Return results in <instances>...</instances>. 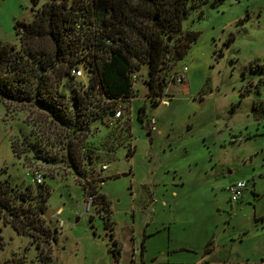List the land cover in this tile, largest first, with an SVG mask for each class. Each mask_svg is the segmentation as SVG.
<instances>
[{
    "label": "rangeland",
    "instance_id": "obj_1",
    "mask_svg": "<svg viewBox=\"0 0 264 264\" xmlns=\"http://www.w3.org/2000/svg\"><path fill=\"white\" fill-rule=\"evenodd\" d=\"M32 15L31 0H0V41L19 49L14 23L30 22ZM183 29L200 32L177 64L179 75L187 67L183 82L171 81L162 103L152 106L145 101L144 77L137 79L128 114L135 152L118 150L115 161L104 163L108 170L100 171L116 237L128 255L133 242L137 260L144 244L145 260L155 257L156 264L168 258L170 264H260L264 120L255 119L253 104L264 102V0H226L194 10ZM79 79L85 82L83 75ZM246 89L251 91L243 94ZM107 131L92 126L90 138ZM66 133L46 111L0 99V181L23 189L47 185L41 219L56 235L33 231L37 248L0 210V264H113L99 205L87 209L81 182L65 162L41 158L64 155ZM23 139L41 149L27 148ZM238 181L246 188L232 202L227 188Z\"/></svg>",
    "mask_w": 264,
    "mask_h": 264
},
{
    "label": "trees",
    "instance_id": "obj_2",
    "mask_svg": "<svg viewBox=\"0 0 264 264\" xmlns=\"http://www.w3.org/2000/svg\"><path fill=\"white\" fill-rule=\"evenodd\" d=\"M225 1L31 0L33 19L14 23L19 49L0 41V99L46 111L66 129L64 155L45 153L41 158L49 164L65 162L86 197H92L90 205H99L115 264L121 247L113 233L110 201L101 190L100 167L115 161L120 149L126 156L135 152L128 115L137 94L135 82L143 76L145 101L160 105L179 75L178 62L200 35L184 30L183 21L194 10L215 9ZM74 69L82 71L85 82L72 75ZM118 109L121 116L111 117ZM144 110L145 106L138 109L139 118ZM253 116L264 119V102L253 104ZM95 125L108 131L93 141L90 132ZM26 140L27 148L41 149L39 143ZM12 143L18 154L16 142ZM49 195L47 185L23 189L12 187L8 179L0 181V210L10 217L12 228L31 237L37 248L33 231L56 240L41 219Z\"/></svg>",
    "mask_w": 264,
    "mask_h": 264
},
{
    "label": "built area",
    "instance_id": "obj_3",
    "mask_svg": "<svg viewBox=\"0 0 264 264\" xmlns=\"http://www.w3.org/2000/svg\"><path fill=\"white\" fill-rule=\"evenodd\" d=\"M182 75H178L177 79H176V82H183L184 80V73L187 71V67H184L182 69ZM72 75H74L75 77L77 78H80L82 76V71L80 69H74L72 70ZM115 118H119L121 116V110L118 109L115 114H114ZM154 123V121H149V128L150 126H152ZM151 130V128H150ZM103 170H107V166H103L102 167ZM36 179H37V182L39 183L41 181L40 179V176L39 175H36ZM246 188V183L245 182H242V181H238L234 184H231L228 188H227V191L230 193V201L232 202H237L239 200V198L242 196L243 194V191L245 190ZM88 199V202L86 203L87 204V209L89 208V205H90V202L92 201V197H89L87 198ZM117 264H120V263H117Z\"/></svg>",
    "mask_w": 264,
    "mask_h": 264
},
{
    "label": "crops",
    "instance_id": "obj_4",
    "mask_svg": "<svg viewBox=\"0 0 264 264\" xmlns=\"http://www.w3.org/2000/svg\"><path fill=\"white\" fill-rule=\"evenodd\" d=\"M262 120H264V119H262ZM259 121H261V120H259ZM107 170H108V167H107ZM103 183L104 182H102L101 185ZM110 204L112 206V203L111 202H110ZM111 216H112V210H111V214H110V219H111ZM90 220H91V218H90ZM111 222H113V233H114V237H115V239L117 240V242L119 243V245L121 247V252H120L121 254H120V259L118 260V263H120V264H156L155 263L156 262V258L155 257L151 258L152 259L151 262H147L145 260V258H144L145 245L144 244L141 246V252H140L141 253V259L140 260H137L136 259L137 249L134 248L133 242H132V246H131L132 247L131 254H130L131 256L128 255L127 254V251H126V247L123 246L121 244V242L118 240V238L116 237V226H117V224H116L115 221H113V218L111 219ZM107 250H108V253L111 254L109 252V249H108V244H107ZM203 258L206 259L205 257H203ZM169 261H170V259L168 258L166 264H170ZM214 261L215 260H213V262ZM204 263L205 264H208L207 261L204 262ZM113 264H115L114 263V260H113ZM260 264H264V261L261 262Z\"/></svg>",
    "mask_w": 264,
    "mask_h": 264
},
{
    "label": "water",
    "instance_id": "obj_5",
    "mask_svg": "<svg viewBox=\"0 0 264 264\" xmlns=\"http://www.w3.org/2000/svg\"><path fill=\"white\" fill-rule=\"evenodd\" d=\"M110 116L113 117V116H114V113L112 112V113L110 114ZM149 130H150L149 126H148V125H145V127H144V131H145V132H148Z\"/></svg>",
    "mask_w": 264,
    "mask_h": 264
},
{
    "label": "flooded vegetation",
    "instance_id": "obj_6",
    "mask_svg": "<svg viewBox=\"0 0 264 264\" xmlns=\"http://www.w3.org/2000/svg\"><path fill=\"white\" fill-rule=\"evenodd\" d=\"M148 132H150V130H149ZM148 132H147V133H148Z\"/></svg>",
    "mask_w": 264,
    "mask_h": 264
}]
</instances>
